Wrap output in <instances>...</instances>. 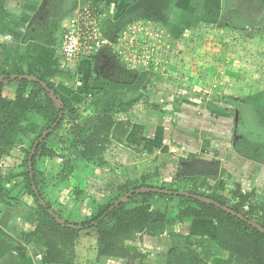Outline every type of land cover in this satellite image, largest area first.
I'll return each instance as SVG.
<instances>
[{
    "label": "crops",
    "instance_id": "1",
    "mask_svg": "<svg viewBox=\"0 0 264 264\" xmlns=\"http://www.w3.org/2000/svg\"><path fill=\"white\" fill-rule=\"evenodd\" d=\"M77 1L0 2V63L10 65L16 62L26 70L30 62L37 73L55 70L51 83L81 108L87 104L95 89L101 87L108 90V83L103 77L108 65L98 57L61 61L57 40L68 25L70 12ZM94 1L110 4L122 20L140 18L161 23L170 36L173 48L176 47V50L172 48L170 64L166 68L157 73H144L147 80L144 99L129 108L132 112L128 114L124 111L111 116L114 122L128 123L129 126L121 144L110 147L109 159L112 163L103 158L108 162V171L116 167L115 162L119 167L131 166L140 172L147 169L148 173L152 166L162 171L164 179L168 176L167 168L175 167L178 170L175 171L176 177H187L189 173L193 183L206 192L212 191L218 180V177L212 179L209 173L214 175L221 171L226 176L230 175L242 192L253 191L255 201L264 205V166L245 156L250 151L245 146V137L250 132L244 127L250 130L249 118L251 115L255 119L258 116L253 100L239 98L235 95L236 88L228 91L225 97L217 84L207 79V74L216 64L213 56L219 46V26L224 27L220 32L225 33L223 36L230 46L240 42L247 44L244 35H264L261 31H251L252 23L264 26V0ZM218 67L216 64L217 71ZM120 73L125 75L122 70ZM75 79L78 82L73 89ZM15 88L14 83L5 85L3 96L14 99ZM99 104L102 106L101 101ZM241 104L243 107H240ZM240 112H243V120L239 122L242 131L238 123ZM38 118L30 115L24 123L25 135L16 145L20 150L26 149V138L33 139V131L38 129L35 124ZM240 142L243 147L238 151ZM116 152L118 159L112 158L117 156L113 155ZM223 184L224 181L220 188ZM129 186L131 183L125 181L122 188ZM35 226L30 230L33 231ZM26 228V214H20V207L16 211V208L0 203L2 235L18 236L26 232ZM0 241L5 242V239ZM0 264H26V253H1Z\"/></svg>",
    "mask_w": 264,
    "mask_h": 264
},
{
    "label": "rangeland",
    "instance_id": "2",
    "mask_svg": "<svg viewBox=\"0 0 264 264\" xmlns=\"http://www.w3.org/2000/svg\"><path fill=\"white\" fill-rule=\"evenodd\" d=\"M113 12L116 16L115 10ZM219 28L220 30L217 31L219 46L214 51L215 55L213 56L214 62L219 66V71L215 69L216 64H214L207 74V79L210 78V81L217 84L221 89L220 92L226 95L225 97H227L228 91L231 92L236 88L237 93L235 95L239 98L253 100L258 116L255 115L256 119L252 115L249 118L248 121H251L250 130L244 127L246 131L250 132L245 137V141H247L245 146L249 147L250 151L246 152L245 156L252 157L253 162L263 167L264 35H244L247 44L243 45L240 42L235 46H230L226 37L223 36L225 33L220 32L224 27L219 26ZM251 31H261L264 34V26L252 23ZM174 48L176 50V47ZM114 67L108 68L106 66L103 73L105 79L118 77L122 69L117 65ZM129 73L132 75L131 72ZM127 74L125 73V75ZM145 79L140 78L137 81L138 87H127L126 92L125 90L122 91V87L116 86L106 91L101 87L95 89L94 93L90 94L91 97L88 98L87 104L77 108L78 113L75 115L77 117H66L59 129L47 140V146L55 151L56 156L37 159V169L43 175L39 186L43 200L50 204V213L58 223L73 225L88 220L96 215L100 206L113 201L115 197L120 195H123V198L119 201L124 202L128 208L132 207L140 202V198L138 195L131 197L128 191L142 186L145 192L162 189L179 193L191 192L197 195L213 193L221 196L227 206L237 202V199L232 196V192L240 189V187L231 180L230 175L226 176L221 171L216 172V175L209 173L212 179L218 177V180L217 186H214L212 191L207 190V192L193 183L189 173L187 177L184 175L176 177L175 171L178 170L175 167L167 168L170 173L165 172L168 176L164 179L161 176L162 171L159 172L158 168L151 166L149 173L147 169L140 172L139 169H134L131 166L119 167L120 165L115 160L116 167L108 171V162L112 163L109 159L110 147L113 144H121L122 136L119 132H110L108 139L102 145L103 151L100 156L89 160L80 157L81 149L77 148V142H80L94 126L99 124V120L102 118L100 116L102 106L99 104L101 98L107 97L104 105L106 107L108 104L106 115L113 116L124 111L130 114L132 110L129 108L140 100L138 98L140 97L139 89L145 86L147 82ZM76 82L78 81L75 79L73 89H76ZM240 107H243V104ZM238 114H240L239 123L243 120L241 119L243 112ZM35 124L38 129L33 131V138L40 128L45 126L44 120L40 118L35 121ZM239 129L242 131L241 123H239ZM28 140L29 137L26 138L25 143L27 150L32 141ZM237 146L238 151L242 150V142ZM15 148L17 150H12L7 157L1 159L0 188L3 189L5 198L3 199L4 203H0L8 208H16V211L20 207V214H26L27 228L26 232H22L18 236L13 234L11 236L2 235L0 232V240L5 239V242L2 241L3 244L9 247L12 252H25L26 264H43L44 247L41 238L36 236L24 241L23 237L24 234L32 231L30 229L34 228L35 224L40 221L41 215L35 199L27 190V182L22 175L24 171L22 159L25 149H22L24 150L22 152L18 146ZM113 155L117 156L112 158L118 159L117 152ZM104 157L108 162L103 160ZM66 160L71 161L73 168L71 173L68 167H64ZM64 168L65 171L62 172ZM165 171L167 170L165 169ZM63 173L66 175L65 179ZM222 176H224L223 179ZM174 177L176 178L174 179ZM125 181L131 183V186L126 187V189L122 188ZM223 181L224 186L220 188ZM148 202L152 210H158L165 214L168 223L162 233L152 236L146 232H139L121 240L122 245L126 246L132 254L140 256L135 259L99 257L97 255L96 231L89 229V231L79 233L71 252L67 253L71 264H229L228 253L220 249L215 243L212 224L193 219L178 223L176 221L180 204L178 198L170 200L165 197L154 196ZM249 203L253 206L257 205L256 208H259L249 214ZM262 206L264 205L255 201L253 193L248 203L241 207L240 214L249 217L252 220L251 223H263L264 213L260 209ZM110 223L111 221L108 220L106 225L108 226ZM22 225L23 223H21V227H23Z\"/></svg>",
    "mask_w": 264,
    "mask_h": 264
},
{
    "label": "trees",
    "instance_id": "3",
    "mask_svg": "<svg viewBox=\"0 0 264 264\" xmlns=\"http://www.w3.org/2000/svg\"><path fill=\"white\" fill-rule=\"evenodd\" d=\"M0 2L2 4L3 0ZM119 24L114 22L111 26H119ZM55 74V70L37 73L33 70L30 62H28L26 70H23L16 62H12L10 65L0 63V160L8 156L16 147L20 137L25 135L24 123L29 120L30 115L40 117L45 123V126L43 125L32 139L30 148L22 150V152L24 151L22 175L27 182V190L35 199L41 215L35 229L24 234L23 237L24 241L36 236L41 238L44 247L43 264H71L67 253L71 252L79 233L89 229L96 231L97 255L99 257L135 259L140 256L132 254L126 246L122 245L121 240L139 232H146L152 236L162 233L168 219L161 211L151 209L148 201L154 196L180 200L176 219L178 223L193 219L212 224L215 243L228 253L229 264H264V222L256 224L263 229L259 230L250 224L252 220L249 217L240 214L241 207L248 203V200L253 196V191L242 193L239 188L232 192V196L237 199V202L231 206H227L219 195L213 193L200 195L221 207H226L228 211L192 197L182 196L183 193L179 192L162 189L145 192L142 186L128 191L131 197L138 195L140 198V202L132 207L128 208L124 202L119 201L123 198V195H120L113 201L100 206L96 215L88 220L73 225L58 223L50 213V204L45 202L41 195L39 185L43 175L37 169V159L56 156L55 151L47 146V140L59 129L66 117H77L75 115L78 113V103L51 83L50 80ZM140 78L145 79L144 73L132 72L131 75L128 72L127 75L119 73L118 77H110L105 80L108 83V90L116 86L122 87L123 91L130 86L138 87L137 81ZM10 83L16 85L14 99H7L3 96L4 86ZM139 93L140 97L138 98L144 99V86L139 89ZM106 98H101L100 112L102 115L100 114V116L102 118L99 120V124L94 126L80 142H77V148L81 149L80 157L84 160L102 154V145L108 139L110 132H119L123 136L129 126L128 123L114 122L111 116L106 115L108 107V104L104 107ZM64 167H68L70 173L73 170L71 161H64ZM64 171L65 168L62 172ZM65 177L66 175H64V179ZM33 186L38 192L37 195L34 193ZM189 194L197 195L191 192ZM4 198V191L0 188L1 203H4ZM14 202L16 203V201ZM249 206V214L259 208L251 203ZM260 209L264 213V206ZM108 220L111 223L107 226ZM7 251H11V249L0 241V254Z\"/></svg>",
    "mask_w": 264,
    "mask_h": 264
},
{
    "label": "built area",
    "instance_id": "4",
    "mask_svg": "<svg viewBox=\"0 0 264 264\" xmlns=\"http://www.w3.org/2000/svg\"><path fill=\"white\" fill-rule=\"evenodd\" d=\"M113 10L104 2L78 0L58 39L61 61L98 57L125 73H157L166 68L173 46L162 24L140 18L122 20ZM114 22L119 26H111Z\"/></svg>",
    "mask_w": 264,
    "mask_h": 264
},
{
    "label": "water",
    "instance_id": "5",
    "mask_svg": "<svg viewBox=\"0 0 264 264\" xmlns=\"http://www.w3.org/2000/svg\"><path fill=\"white\" fill-rule=\"evenodd\" d=\"M29 165H30V163H29ZM33 190H34L35 195H37L38 192H37V190H36V188H35L34 186H33ZM169 194H172V192H169ZM175 195H178V193H175ZM182 196L192 197V198H194V199H196V200H200V201H203V202H205V203L213 204V205H215L216 207L222 208L224 211H228L226 207H221L220 205H218V204L212 202V201L209 200V199H206V198H204V197H201L200 195H194V194H189V193H183ZM39 201H40V200H39ZM250 224H251L253 227H255V228L259 229V230H263L261 227L256 226V224H254V223H250Z\"/></svg>",
    "mask_w": 264,
    "mask_h": 264
}]
</instances>
